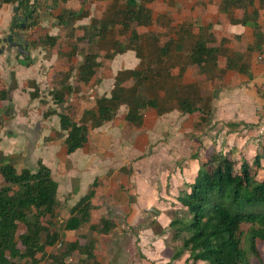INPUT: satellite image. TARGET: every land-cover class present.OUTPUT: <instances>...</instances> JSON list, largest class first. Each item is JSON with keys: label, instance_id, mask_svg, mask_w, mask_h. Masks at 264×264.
<instances>
[{"label": "trees", "instance_id": "16d2710c", "mask_svg": "<svg viewBox=\"0 0 264 264\" xmlns=\"http://www.w3.org/2000/svg\"><path fill=\"white\" fill-rule=\"evenodd\" d=\"M69 1L78 2L79 8L68 6ZM89 1L0 0V3L16 5L18 11L10 31L28 32L25 50L29 51L41 47L53 49L58 43L57 35L37 37L29 33L40 26L42 14L52 13L59 26L74 28L88 16L84 7ZM156 1L163 3L167 11H156L153 8ZM104 3L100 18H92L81 26V35L71 30L68 37L88 46L112 44V49L102 56L87 49L80 53L82 61L77 66L53 73L62 78L52 82L53 89L48 95L60 109L56 115L59 128L65 133L67 154L83 148L90 130L112 121L121 106L127 109L126 122L136 127L142 125L148 112L159 116L174 106L182 114L200 113L205 121L209 116V97L202 92L203 84L211 87L228 71L251 78L241 63L242 54L230 53L226 38L216 41L212 27L204 25L195 11L175 23L169 8L176 6V0ZM263 7L264 0H221L220 4V11L230 16L233 24L253 31L254 43L247 52L258 51L260 59L264 53V34L259 12ZM234 10H242L239 19L233 18ZM19 16L23 18L21 23L17 21ZM140 28L146 33L141 34ZM118 30L121 35L113 36ZM128 51L140 60L138 67L119 71L109 96L97 98L95 107L85 110L80 120L74 122L67 102L70 95L78 92L80 85L90 84L103 66V59L112 61ZM67 56L73 58V52ZM24 59L29 60V56ZM196 76L203 77L204 82ZM6 95L0 89V100H5ZM37 97L39 90L35 88L30 98ZM53 113L48 108L44 117ZM234 163L220 154L201 160L192 181L180 191L176 206L181 214L170 223L174 227L171 239L180 241L174 259L186 252V264H252V259L264 264L260 257L264 246L263 156L256 155L251 164ZM99 185L100 181L95 179L88 193L70 208L69 217L63 220L59 217L57 183L47 167L38 161L34 169L17 172L11 163L0 165V264H40L42 260L52 264H102L94 258L92 235L109 236L117 226L108 217L93 218L92 199ZM244 224L249 229L242 236ZM57 226H61L62 232L56 230ZM66 231H73L76 236L67 238ZM57 244L58 253L49 254L47 248ZM74 254L80 255L78 260H73Z\"/></svg>", "mask_w": 264, "mask_h": 264}, {"label": "crops", "instance_id": "0c3cea01", "mask_svg": "<svg viewBox=\"0 0 264 264\" xmlns=\"http://www.w3.org/2000/svg\"><path fill=\"white\" fill-rule=\"evenodd\" d=\"M220 4L221 0L183 1L188 13L191 10L195 11L201 17L204 25L212 27L216 41L226 38L229 52L236 51L242 54L241 63L245 64L251 78L249 79L248 76L236 71H228L222 80L215 81L211 87L207 86L210 91L209 94H206L209 97L207 102L209 116L208 120L206 118L205 121L209 124L213 118L220 124L225 123L233 127L239 125L240 128L251 127L250 129L255 135V137H251L252 141H257V148H259V143L264 141V53L260 59L258 51L247 52V49L254 43L253 31L241 24H233L230 21L231 17L220 11ZM255 4L257 5V2ZM68 6L76 9L79 8V3L69 1ZM86 7H84L85 10ZM15 8V4L0 3V89L7 92L6 99L0 100V165L11 163L17 172L34 169L38 161L47 167L57 183L56 197L58 203L63 204L59 211L62 208L66 209V212L62 209L64 213L59 214L60 219L66 220L69 217L70 208L88 193L95 179L100 181V185L92 199V204L95 207L92 211L93 218L108 217L111 206L114 213L121 214L126 218L125 208L122 206L128 203L131 190L135 186L132 178L123 173L126 172L128 175L131 169L134 170L135 168L127 166L128 170L124 169L125 157L134 154L138 145L134 143V149L127 145L119 146L115 150L110 149V146L121 140L119 132L121 130L119 129L129 125L124 118L127 111L126 107L121 106L119 109L122 110V117L118 116V110L112 121L90 130L88 141L83 148L67 154L64 147L65 133L60 130L59 118L56 115L60 110L52 103L51 97L48 95L53 89L52 66L57 68V72L63 71L64 68L59 69L57 54L47 55V52L40 49H29V54L25 55L20 54L17 48L11 47L7 41L8 37H12V42L21 45L24 50L28 47V32L10 31L12 19L16 13L14 12ZM241 15L242 10H234V19H239ZM259 15V24L264 34V7L260 10ZM42 26L44 27L45 24ZM25 43H27V47H24ZM26 56H29L27 61L24 59ZM222 66L223 63L220 64V67ZM47 67L50 69H46ZM40 68H43L44 72ZM74 73L75 71L72 72V75ZM197 79L202 80V77L198 76ZM93 82L94 80L90 84ZM69 83H72L71 79ZM216 83L223 84L216 86ZM81 86L86 85L79 86L80 89H84ZM100 86L101 84H95L91 89L88 88V93L92 94L90 99L95 98V102L97 98L101 97L99 95ZM35 88L39 90V97L31 99L30 93L34 92ZM218 91H220V95L217 98ZM109 94L102 96H109ZM72 100L73 98L70 96L67 102H72ZM42 101L45 104H42ZM48 108H52L54 113L44 117ZM85 110L87 109H83L81 116ZM194 114H198L201 120L202 115L200 113L182 114L174 106L170 111L159 116L154 112H148L144 118L151 116L156 121L172 118L173 130H176V124L179 126L180 120L184 116ZM117 121L121 122L118 124ZM190 131H193L192 127H190ZM175 134L177 133H173L172 136ZM194 137L201 139V135L194 134ZM143 148L148 149V144L146 143ZM117 153V157L121 158L122 163H117V167H114L112 160H116V158L110 159ZM151 156H153V152L150 153L149 157ZM155 168L157 167H154L153 170ZM196 170L197 167L190 171L184 180L180 181V185L175 189L174 198L179 195L186 184L192 181ZM145 171L146 184L141 183L139 185V182L136 184L139 192H145L149 184L150 173H148V168ZM169 188L170 186L167 187L168 190ZM137 194L139 193L137 192ZM118 228L116 227L108 237ZM70 233L71 235H69ZM64 234L68 238L73 236L74 232L66 231Z\"/></svg>", "mask_w": 264, "mask_h": 264}, {"label": "rangeland", "instance_id": "374dc122", "mask_svg": "<svg viewBox=\"0 0 264 264\" xmlns=\"http://www.w3.org/2000/svg\"><path fill=\"white\" fill-rule=\"evenodd\" d=\"M101 1L103 2L98 3L95 0H90L86 7L88 16L76 23L74 28L59 26L55 15L52 13L43 15L40 19V26L29 33L33 32L37 37H42L46 34L57 35L59 40L53 49L41 47L36 50L45 51L47 55L51 53L57 54L59 68L72 69V67L74 68L82 61L80 53L86 52L87 49L101 56L112 49V44L100 43L88 46L68 37L71 30H76L75 34L81 35V26L88 24L92 18L101 17L106 7L104 1L108 0ZM183 1L187 0H176V6H170L169 8L174 20H176L175 23L180 21L181 17H187L188 10L184 7ZM153 8L156 11H167L163 3L157 1L154 3ZM44 24L45 26L43 27L42 25ZM138 30L140 33L142 32L141 34L146 33L145 29L140 28ZM119 35H121L119 30L114 31L113 36ZM71 46H74L73 51L70 50ZM71 52H73V58L67 56ZM138 65L139 60L135 58L134 52L131 51L115 56L112 61L103 59V66L98 69V73L93 79L96 83L94 81L90 85L81 86L84 89L79 88L78 92L70 95L73 98L72 102H68L71 118L78 121L83 109L94 108L95 98L90 99L92 94L88 93V88L91 89L95 84H101L99 95H108L111 88H113V79L116 74L121 70L137 68ZM40 69L42 70L43 68ZM46 69H50V67ZM56 69V67L52 66V74ZM42 72H44V69ZM61 78L60 75L56 77L52 75L51 81L53 83L56 80L59 82ZM222 84L216 83V86ZM207 88L206 84H203L202 92L209 94L210 91ZM220 91L216 94L217 98L220 95ZM121 111L119 110V117H122ZM171 120L172 118H167L165 121H162V119L156 121L151 116H148L144 118L141 127L125 125L124 128L119 129L121 131L118 130L121 140L110 146V149L115 150L119 146L125 145L134 149L133 144L136 143L138 145L134 154L126 155L125 157L124 169L128 170L127 166H132L135 169H131L128 175L126 172L123 173L132 178L135 188L131 190L128 203L122 206L125 208L126 218L121 214L114 213L112 206L110 207L108 218L119 227L118 230L111 234L110 237L92 235L95 243L93 254L97 262L102 264H186L185 260L188 255L186 252L177 259L173 258V255L180 250V241L179 239H171L174 227H170L171 221L181 214L180 208L176 206L177 197L174 198L175 189L180 185V181L184 180L185 176L190 171L195 170L196 167L198 170L201 160L209 159L213 154L217 153L224 157L228 156L235 161V166L240 165L244 161L251 164L256 155L263 156L264 162V141H261L259 148H257V141L253 142L251 138L255 137L252 129H250L251 127L240 128L239 125L235 124L234 127L225 123L220 124L213 118L214 122L212 123L211 120V124H208L206 121H201L198 114H194L184 116L180 120V125L176 124V130H173ZM120 122L117 121L118 124ZM190 127H192L193 131H190ZM173 133L177 134L172 136ZM193 133L201 135V139L194 137ZM146 143L148 144V149L143 148ZM151 152H153V156L149 157ZM117 155L118 153L114 154L110 159L116 158V160H112L114 161L112 162L114 167H117V163H122L121 158H118ZM154 167L157 168L153 170ZM147 168L148 173H150L149 184L145 192H139L136 184L138 182L139 185L141 183L146 184L145 170ZM252 168L254 169V166ZM168 186H170L169 190L167 189ZM62 205L60 204V207ZM119 207L121 208V206ZM62 209L66 212L65 208ZM62 209L59 214L64 213ZM248 229L249 225L244 224L241 226L242 236L246 235ZM56 230L62 232L61 226H57ZM75 236H70L69 238H74ZM59 249L60 247L57 244L54 247L47 248V252L56 254ZM79 256V254H74L73 260H78ZM260 257L264 262V246L260 251ZM251 262L252 264H258L256 259H252ZM40 264L52 263L42 260Z\"/></svg>", "mask_w": 264, "mask_h": 264}, {"label": "water", "instance_id": "95a60500", "mask_svg": "<svg viewBox=\"0 0 264 264\" xmlns=\"http://www.w3.org/2000/svg\"><path fill=\"white\" fill-rule=\"evenodd\" d=\"M17 11H18L17 8H15V9H14V12H17ZM17 21L21 23V22L23 21V18H22V17H18V18H17ZM23 27H24V25L21 24V28H23ZM7 41L10 43V45H11L12 48H17V50H18V52H19L20 54H25V55H28V54H29V52H28V51H25V50L22 48L21 45H17V44H15V43H13V42H12V37H8ZM24 47H27V43L24 44ZM0 52H1V51H0Z\"/></svg>", "mask_w": 264, "mask_h": 264}]
</instances>
